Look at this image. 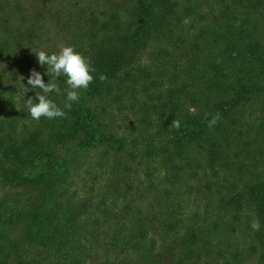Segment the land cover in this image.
Listing matches in <instances>:
<instances>
[{
    "label": "trees",
    "instance_id": "obj_1",
    "mask_svg": "<svg viewBox=\"0 0 264 264\" xmlns=\"http://www.w3.org/2000/svg\"><path fill=\"white\" fill-rule=\"evenodd\" d=\"M122 1L0 0V264H264V0ZM52 29L96 72L37 121Z\"/></svg>",
    "mask_w": 264,
    "mask_h": 264
},
{
    "label": "clouds",
    "instance_id": "obj_2",
    "mask_svg": "<svg viewBox=\"0 0 264 264\" xmlns=\"http://www.w3.org/2000/svg\"><path fill=\"white\" fill-rule=\"evenodd\" d=\"M191 21L185 17L183 23L189 24ZM37 61L41 66H47L48 82L45 83L40 72L32 69L27 78V83L31 85L32 89H40L41 93H36L35 100L29 97L25 100V106L28 109L29 115L33 120L39 121L42 117L49 120L55 118H63L66 116L64 109H71L73 102H79L81 90H86L93 82V73L96 69L92 66L88 57L77 51L74 46L61 45L58 51L49 53L46 50H39L34 52ZM49 76L52 79H49ZM66 77L67 89L66 101L63 108L49 97L50 93L55 92L57 95L61 94V89L55 82L58 77ZM101 82L107 80L105 74H99ZM207 127L211 130L221 119L220 113H206ZM210 117V118H209ZM171 126L179 129V119H174ZM258 227V226H257Z\"/></svg>",
    "mask_w": 264,
    "mask_h": 264
},
{
    "label": "rangeland",
    "instance_id": "obj_3",
    "mask_svg": "<svg viewBox=\"0 0 264 264\" xmlns=\"http://www.w3.org/2000/svg\"><path fill=\"white\" fill-rule=\"evenodd\" d=\"M22 1L27 6H31L32 4L35 5V3L39 4V5H42V0H22ZM115 5L120 7V9L122 8L121 10L127 9L126 3H123L122 0H119V2L116 3ZM54 32L55 31L52 29L51 33H50L51 34L50 35L51 38H49L50 41L48 43H46L44 46H53V47L59 49V47L61 45L65 44V42L62 41V39H60L59 37L55 38L53 36ZM15 56H13L12 58H10V57L7 58L5 56L4 57L0 56V80L2 78L5 82H9L10 81L11 83H14L17 78H22L21 77L22 76L21 75L22 74V69H25V68L23 66L19 65L18 62L17 63L15 62V61H17L15 59ZM19 57H20L19 59L22 62V65H23L24 64L23 62L26 60L27 55L26 54H20ZM17 80L20 81L19 79H17ZM4 84H6V83H4ZM78 172H79V174H82V171L80 172L79 169L77 171V174H78ZM112 190L115 191L116 188L114 187V188H112Z\"/></svg>",
    "mask_w": 264,
    "mask_h": 264
}]
</instances>
